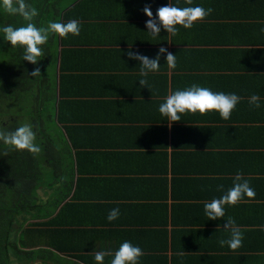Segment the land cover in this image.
Instances as JSON below:
<instances>
[{
    "label": "crops",
    "instance_id": "obj_1",
    "mask_svg": "<svg viewBox=\"0 0 264 264\" xmlns=\"http://www.w3.org/2000/svg\"><path fill=\"white\" fill-rule=\"evenodd\" d=\"M91 1L93 7L81 16L88 28L76 37L75 47L89 52L78 66L85 68V90L95 104L92 110L75 109L72 118L76 141L89 146L75 153L67 136L70 160L64 159L61 173L66 177L70 165L69 196L80 181L81 198L56 227L77 249L59 257L97 264L95 253L104 251L113 254L104 258L110 264L119 245L129 241L144 253L139 264H264V0H193L190 6L185 0ZM168 4L214 11L190 29L177 25L175 36L161 28L153 38L143 8L150 6L155 17ZM160 47L176 55V68H168L165 53L159 71L142 77L140 62L127 52L131 48L155 59ZM140 79L148 81L146 87ZM193 84L240 96L231 118L211 111L182 114L170 123L159 113L168 95ZM254 94L259 109L249 105ZM101 130L108 136L100 145ZM237 173L255 197L225 205V217L209 220L205 202L225 194ZM38 188L39 196L52 192ZM114 208L120 216L109 222ZM229 217L244 237L235 251L218 244L230 237L224 229ZM27 218V225L42 221L33 213Z\"/></svg>",
    "mask_w": 264,
    "mask_h": 264
},
{
    "label": "trees",
    "instance_id": "obj_2",
    "mask_svg": "<svg viewBox=\"0 0 264 264\" xmlns=\"http://www.w3.org/2000/svg\"><path fill=\"white\" fill-rule=\"evenodd\" d=\"M236 1L232 0L233 3ZM26 2L39 11L32 21L37 27L46 26L49 21L67 23L77 20L80 33L88 28L87 24H82L81 16L84 10L93 7L91 0ZM25 24L19 15H9L0 9V26L21 27ZM76 37L72 34L66 38L51 35L41 46L44 55L38 58V64L33 65L22 59L23 48L12 47L0 34V130L10 131L11 128L14 131L18 127V123L6 127L4 124L9 118L2 119L14 114L13 119L21 118L32 126L36 134L34 143L40 147L39 153H31L24 160L21 153L18 155L14 149L9 150V146L0 142V264H11L12 257L18 264H72L59 254L64 255L77 246L63 240V230L56 227L62 225L70 204L81 198L78 191L80 181H77L73 195L69 196L73 188L70 165L66 167V177L62 175L65 164L70 160L68 142H71L75 153L89 146L76 141L75 119H72L75 109L84 106L92 110L95 104L85 90L88 78L85 68L78 66L82 62L81 57H87L89 52L75 47ZM36 67L40 68L41 75L33 77L31 73ZM107 136V130H101L97 142L101 145ZM39 156L43 163L37 160ZM33 164L34 168L30 166ZM39 186L52 188V192L47 194L45 190V196H39L36 193ZM66 198L71 202L61 206L55 215ZM32 213L35 219L42 221L27 225L26 219L32 217ZM20 214L25 216L22 222L17 219Z\"/></svg>",
    "mask_w": 264,
    "mask_h": 264
},
{
    "label": "clouds",
    "instance_id": "obj_3",
    "mask_svg": "<svg viewBox=\"0 0 264 264\" xmlns=\"http://www.w3.org/2000/svg\"><path fill=\"white\" fill-rule=\"evenodd\" d=\"M193 0H185V3L191 5ZM0 9L9 15H19L26 22L25 26L13 27L12 25L0 26V34L5 42H10L12 47L23 48L24 61H28L33 65L38 64L40 57L44 55L42 45L46 44L51 35H58L61 38H66L68 34L78 36L80 34V25L77 20H70L67 23L49 21L46 26L37 27L32 21L39 15L36 7L27 3L26 0H0ZM214 10L212 8L205 9L201 6L195 7H176L168 4L157 9L155 17L150 6L143 8L144 14L149 18L146 21L147 33L156 38L163 28L172 36L177 35V25L185 29L193 27L195 22L203 20L210 15ZM260 31L264 33V28ZM166 55V64L169 69H175L177 66L176 55L168 52L167 48L160 47L155 59H150L139 52H127L129 59L140 62V75L147 76L149 72H156L160 69V58L163 54ZM31 75L33 77L40 76V68L36 67ZM141 87H146L148 81L140 79ZM241 97L235 93L225 94L224 92H213L207 87H200L193 84L184 90H177L165 98V102L159 106V113L166 117L168 121L179 122L182 114L205 115L211 111L219 113L221 119L228 120L231 118L233 110L240 102ZM260 97L252 95L249 98V105L254 109H259ZM36 134L29 124H23L14 131L0 130V142L9 146L14 150H27L30 153L36 154L40 152V147L34 143ZM223 185L218 186L217 190H222ZM255 190L250 187L249 182L244 180L241 173H237L234 178V184L220 198L212 199L211 202H205L204 214L209 220H216L225 217V205L234 206L238 204L244 197L254 198ZM120 216V210L114 208L109 211L107 220L115 221ZM224 225V229L230 232L228 239H220L218 244L220 247L227 246L232 251L242 247L243 233L240 227L236 226L232 218H228ZM106 255H113L104 251L95 253V261L97 264H104ZM144 253L139 246H134L129 241H124L119 245V248L114 253V258L110 264H139L140 257ZM178 255L183 256L181 252Z\"/></svg>",
    "mask_w": 264,
    "mask_h": 264
},
{
    "label": "rangeland",
    "instance_id": "obj_4",
    "mask_svg": "<svg viewBox=\"0 0 264 264\" xmlns=\"http://www.w3.org/2000/svg\"><path fill=\"white\" fill-rule=\"evenodd\" d=\"M13 115L14 114H12L11 116H3L2 117V119L3 120H5L6 119V117H8L9 119L7 120V122L4 124L6 127L9 125V124H17L18 123V127L19 126H21V125H23V124H25V122H24V120H22L21 118H18V117H16L17 119L15 120V119H13ZM15 117V116H14ZM18 127H16V128H18ZM10 131H13L11 128H10ZM35 142V141H34ZM9 150H12L11 148L9 149ZM13 151V150H12ZM14 151H16V153L19 155V153H21L22 154V156H23V159L25 160V159H27V157H28V155L29 154H31L30 152H28L27 150H14ZM7 154V152H5L4 153V156ZM33 154V153H32ZM37 154V153H36ZM33 155H35V154H33ZM36 160V159H35ZM37 160H40V163H43V160L40 158V156H39V158L37 159ZM30 166H33V168L35 167L34 166V164L33 165H30ZM29 167V166H28ZM40 188H38L37 190H36V193H37V191L39 190ZM42 192V191H41ZM41 192L39 191V193L40 194H37V195H41ZM3 202L5 203V199H3ZM23 219L25 218V217H23V216H21ZM20 217V218H21ZM20 221H22V219L20 220ZM12 241H14V240H12ZM15 263H16V261H14Z\"/></svg>",
    "mask_w": 264,
    "mask_h": 264
}]
</instances>
